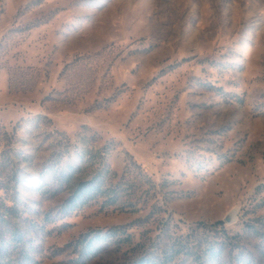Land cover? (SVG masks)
<instances>
[{
	"label": "rangeland",
	"instance_id": "1",
	"mask_svg": "<svg viewBox=\"0 0 264 264\" xmlns=\"http://www.w3.org/2000/svg\"><path fill=\"white\" fill-rule=\"evenodd\" d=\"M0 264H264V0H0Z\"/></svg>",
	"mask_w": 264,
	"mask_h": 264
}]
</instances>
